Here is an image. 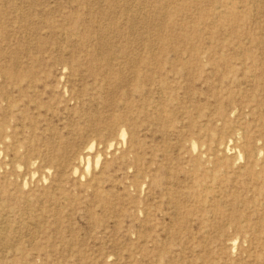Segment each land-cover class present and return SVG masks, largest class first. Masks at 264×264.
I'll use <instances>...</instances> for the list:
<instances>
[{"label":"rangeland","instance_id":"rangeland-1","mask_svg":"<svg viewBox=\"0 0 264 264\" xmlns=\"http://www.w3.org/2000/svg\"><path fill=\"white\" fill-rule=\"evenodd\" d=\"M0 218V264H264V0H0Z\"/></svg>","mask_w":264,"mask_h":264},{"label":"bare ground","instance_id":"bare-ground-1","mask_svg":"<svg viewBox=\"0 0 264 264\" xmlns=\"http://www.w3.org/2000/svg\"><path fill=\"white\" fill-rule=\"evenodd\" d=\"M122 136V135H121ZM194 142V141H193ZM231 142V141H230ZM230 144V143H229ZM192 145V144H191ZM228 147H230V146H228ZM193 149V148H192ZM225 150V152H227V149H224ZM233 150V149H232ZM257 150V149H256ZM228 151H230V150H228ZM242 160V159H241ZM91 164V163H90ZM88 165V164H87ZM29 208V207H28ZM229 208V207H228ZM229 210V209H228ZM30 212V211H29ZM29 216V215H28ZM1 219V218H0ZM9 221V220H8ZM6 223V222H5ZM8 223V222H7ZM243 225V224H242ZM3 231V230H2ZM3 235V234H2ZM7 235V234H6ZM3 241V240H2ZM7 247V246H6Z\"/></svg>","mask_w":264,"mask_h":264}]
</instances>
